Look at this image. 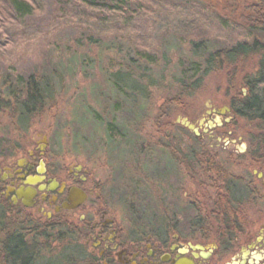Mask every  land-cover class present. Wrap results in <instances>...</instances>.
Returning <instances> with one entry per match:
<instances>
[{"label":"flooded vegetation","instance_id":"1","mask_svg":"<svg viewBox=\"0 0 264 264\" xmlns=\"http://www.w3.org/2000/svg\"><path fill=\"white\" fill-rule=\"evenodd\" d=\"M235 98H220L199 123L177 121L182 130L174 135L164 113L167 130L138 146L147 164L138 154L124 196L97 170L67 165L49 134L4 149L0 211L19 218L36 210L42 223L66 227L68 264H264V120L237 117ZM164 156L176 168L163 176L156 167ZM26 194L33 207L25 205Z\"/></svg>","mask_w":264,"mask_h":264},{"label":"rangeland","instance_id":"2","mask_svg":"<svg viewBox=\"0 0 264 264\" xmlns=\"http://www.w3.org/2000/svg\"><path fill=\"white\" fill-rule=\"evenodd\" d=\"M197 1L213 5L222 14L235 18L239 23L246 21L249 25L246 19L251 17V9L243 0ZM42 3L43 11L29 19L32 29H36V33L38 30L37 36L31 35L26 41L23 40L21 50L17 51L11 63L0 62V75L6 72L13 75L29 74L35 69L55 67L58 71L49 81L57 87L51 100L53 105L46 108L47 111L42 115H38L26 132L27 141L21 142L15 130L12 138L25 145L35 141L34 137L39 134H49L53 149L67 165L78 163L97 170L118 191V195L124 196L125 192L130 193L124 186L132 183L135 170H139L136 158L139 156L140 160L143 159L142 167L145 168L147 164V157L139 154L142 151L138 146L148 143L147 137L148 140L151 137L156 140L161 136L162 130H167L161 125L164 121L161 109L165 100L176 93L172 88L175 82L172 77L181 74L180 61L195 56L188 45L181 44L174 34L161 28L160 35L158 31L156 34L159 36L151 43H158L156 46L162 53L163 60L158 66L150 68L138 61L128 29L122 31L121 15L110 16L113 23L107 28L103 23L92 21V17L99 12L91 11L89 13L92 17H89L86 11L83 17L70 21L62 17L59 10L61 7L55 0H42ZM72 3V11L80 13L79 3ZM134 10H139L136 5L133 6L132 11ZM154 12L149 13L146 19H158L160 16ZM136 23L135 19L131 21V24ZM100 25L105 29L101 36L97 32ZM242 37L244 34L231 33L227 39L216 41L214 48L221 47L219 43H234ZM154 48L157 50V47ZM257 63L258 59H253L241 62L229 70L209 74L199 91L185 99L181 106L169 109L166 118L171 125L169 132L174 135L181 131L182 126L177 121L181 122L183 119L195 118L196 123H199L200 118L197 116L201 113L205 115L210 106L227 94H244L246 89L243 78L255 73ZM118 69L123 73L113 76L119 80L127 73H131L130 76L135 80L133 85L137 95L133 98L121 94L110 82L109 72ZM150 77H153V82ZM117 108H120L119 111ZM159 120L163 121L159 124ZM109 121H114L126 137H111L107 128ZM4 122L0 124V137L5 135ZM10 146L11 149H19L14 147L15 143ZM160 156L157 151L151 158L157 162L161 159ZM164 161L160 168L156 167L162 170L163 176L167 174V170L176 168L172 157L164 156ZM176 178L177 175H171L169 180L176 184ZM118 205L123 208L121 203ZM178 210L172 209L171 212L178 213ZM17 219L18 217L12 216L7 222H16ZM40 219L36 210H28L23 216H19V223L32 227ZM61 251L58 248L51 251L54 258L51 257L48 261L51 264H61Z\"/></svg>","mask_w":264,"mask_h":264},{"label":"trees","instance_id":"3","mask_svg":"<svg viewBox=\"0 0 264 264\" xmlns=\"http://www.w3.org/2000/svg\"><path fill=\"white\" fill-rule=\"evenodd\" d=\"M243 1L251 9V17L246 19L249 25L246 21L239 23L217 11L213 5L197 0H55L61 7L62 17L70 21L83 17L86 11L92 17L89 12L96 11L99 13L92 17V21L109 28L113 23L112 15H121L122 31L128 29L138 61L149 67H156L163 60L156 46L158 43H151L160 35L161 28L174 34L181 44L188 45L195 58L180 61L181 74L172 77L175 80L172 88L176 93L165 100L161 117L199 91L212 72L229 70L241 62L258 59L255 73L243 78L246 95H235L233 104L237 117L259 122L264 120V0ZM72 2L79 3L80 13L72 11ZM134 5L139 10L132 11ZM43 9L42 0H0V62L11 63L17 51L21 50L23 40L31 35L37 36L38 30L36 33V29H32L29 19ZM153 11L160 17L154 21L146 19ZM134 19L137 23L131 24ZM158 31L159 35L156 34ZM97 32L101 36L105 29L100 25ZM235 32L244 34V37L234 43H219ZM216 41L221 47L214 48ZM119 69L109 72V80L121 94L133 98L137 95L133 85L135 80L131 73L121 80L113 76L123 73ZM57 71L55 67H48L32 70L29 74L6 72L0 75V124L5 121V135L0 137L1 150H14L9 147L12 143H15L14 147L21 148V142L27 141L26 132L37 116L53 105L51 100L57 85L49 80ZM150 80L153 82V77ZM107 125L111 137H126L114 121ZM14 130L21 142L12 138ZM12 216H16L12 211H0V264H51L48 261L54 258L51 251L57 248L62 250L60 263L68 264L72 249L67 245L66 227L57 229L50 222L42 223L40 220L36 226L28 227L19 223V218L8 223Z\"/></svg>","mask_w":264,"mask_h":264},{"label":"water","instance_id":"4","mask_svg":"<svg viewBox=\"0 0 264 264\" xmlns=\"http://www.w3.org/2000/svg\"><path fill=\"white\" fill-rule=\"evenodd\" d=\"M187 121V120H186ZM187 125L189 126L190 129H194V127L190 124L187 123ZM26 197L25 200V205L27 207H33L34 203L32 202V196H30L29 194L24 195Z\"/></svg>","mask_w":264,"mask_h":264}]
</instances>
